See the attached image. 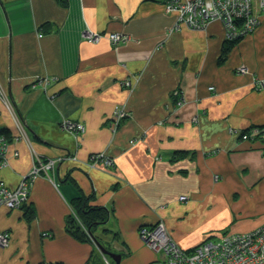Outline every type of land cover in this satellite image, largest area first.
Here are the masks:
<instances>
[{"label": "crops", "instance_id": "obj_1", "mask_svg": "<svg viewBox=\"0 0 264 264\" xmlns=\"http://www.w3.org/2000/svg\"><path fill=\"white\" fill-rule=\"evenodd\" d=\"M253 1L256 28L224 52L220 22L176 28L164 2L0 0V89L38 156L76 157L56 164L51 179L33 180L30 221L22 208L0 207V231L9 234L0 264H91L92 242L66 229L70 202L81 194L109 211L96 233L121 254L120 264H160L138 236L158 221L182 249L223 233L264 231V85L254 84L264 81V11ZM86 29L127 39L89 43ZM116 106L126 115L112 132ZM63 119L85 130H63ZM250 128L259 136L241 140ZM0 134L8 140L0 180L13 189L33 157L12 139L1 97ZM98 152L114 166L90 168L87 157Z\"/></svg>", "mask_w": 264, "mask_h": 264}, {"label": "built area", "instance_id": "obj_2", "mask_svg": "<svg viewBox=\"0 0 264 264\" xmlns=\"http://www.w3.org/2000/svg\"><path fill=\"white\" fill-rule=\"evenodd\" d=\"M253 0H169L164 5L166 13L174 15L176 28L184 26L189 30H203L209 22L218 21L222 24L224 38L229 41L237 40L252 32L258 24V15L253 10ZM258 9L264 11V0H258ZM81 37L89 43H96L103 37L112 45L126 40L127 37L120 33L104 34L82 31ZM237 72L245 73L244 66H239ZM123 86H130V81L121 82ZM257 88H262L264 81H254ZM212 90L213 87L208 88ZM176 107L184 104L180 91H175ZM0 97L4 99L5 107L12 116L15 134L12 139L23 141L32 154L33 160L28 173L22 176L17 186L8 188L0 180V207L16 209L27 203L29 189L33 180L39 176L50 178V171H53L56 164L63 160H76L74 154L58 156L56 158H41L35 153L31 140L22 122L14 112L3 89H0ZM126 115L123 106H116L113 111L111 130L114 132L120 121ZM195 121L196 118H193ZM63 130L72 134H79L85 130L81 122L63 119L60 122ZM241 140H247L259 135L258 128H250L248 131L239 132ZM8 140L0 134V170L6 163V149ZM86 164L89 167H96L101 164L107 168L113 167V159L103 152L91 153L87 157ZM218 176H214L217 180ZM184 200L185 197H180ZM141 241L154 253L161 256L160 264H264V231L262 228H255L244 233H223L215 238H207L190 249L180 248L170 237L162 221L151 226L139 228ZM9 244L7 231H0V247L5 248ZM103 264H112V261L102 256Z\"/></svg>", "mask_w": 264, "mask_h": 264}, {"label": "trees", "instance_id": "obj_3", "mask_svg": "<svg viewBox=\"0 0 264 264\" xmlns=\"http://www.w3.org/2000/svg\"><path fill=\"white\" fill-rule=\"evenodd\" d=\"M143 1H159L165 3L169 0H143ZM239 39L233 41H229L225 39L226 46L223 48V51L224 52L228 51V49ZM246 131L248 130H245V132ZM90 199L91 196H86L81 194L80 196H77L71 200L70 205L73 213L72 214L70 213L67 216L66 229L69 234H71L72 236L76 237L79 240L96 242L103 245L102 239L96 233V227L98 225L104 224L107 221L109 211L107 210V208L103 206L90 205L89 204ZM27 205L28 204L25 203L20 208L24 209V214H23L24 218L27 221H30L33 218V211ZM91 255L93 257L90 261L94 262V258L96 254H91Z\"/></svg>", "mask_w": 264, "mask_h": 264}, {"label": "water", "instance_id": "obj_4", "mask_svg": "<svg viewBox=\"0 0 264 264\" xmlns=\"http://www.w3.org/2000/svg\"><path fill=\"white\" fill-rule=\"evenodd\" d=\"M94 244L99 249V251L103 255H106L114 264H120L121 254H118L110 249H107L99 243L94 242Z\"/></svg>", "mask_w": 264, "mask_h": 264}, {"label": "rangeland", "instance_id": "obj_5", "mask_svg": "<svg viewBox=\"0 0 264 264\" xmlns=\"http://www.w3.org/2000/svg\"><path fill=\"white\" fill-rule=\"evenodd\" d=\"M211 22H209L207 25H206V27L210 24ZM257 26V25H256ZM205 27V28H206ZM256 28V27H255ZM204 30V29H203ZM237 73H239V72H237ZM240 74H243V73H240ZM258 80V79H257ZM59 127L61 128V129H63L62 128V126H61V124H59ZM6 137V136H5ZM90 168H92V167H90ZM138 231H139V229H138ZM84 232H85V230H84ZM87 233V232H86ZM89 235V234H88ZM138 236H139V233H138ZM139 239H140V236H139ZM141 240V239H140ZM92 244L94 245H92V247H94V254H96V256H95V258H94V262H92V264H102L103 263V261H102V256H105L106 258H107V256L106 255H103L100 251H99V249L95 246V244H94V242H92ZM105 248H107V249H110V248H108V247H106L105 245H103ZM110 250H112V249H110ZM112 251H114L115 252V250H112ZM109 259V258H108Z\"/></svg>", "mask_w": 264, "mask_h": 264}, {"label": "bare ground", "instance_id": "obj_6", "mask_svg": "<svg viewBox=\"0 0 264 264\" xmlns=\"http://www.w3.org/2000/svg\"><path fill=\"white\" fill-rule=\"evenodd\" d=\"M166 3V2H165ZM165 3H164V5H165Z\"/></svg>", "mask_w": 264, "mask_h": 264}, {"label": "flooded vegetation", "instance_id": "obj_7", "mask_svg": "<svg viewBox=\"0 0 264 264\" xmlns=\"http://www.w3.org/2000/svg\"><path fill=\"white\" fill-rule=\"evenodd\" d=\"M112 264H114V263L112 262Z\"/></svg>", "mask_w": 264, "mask_h": 264}]
</instances>
